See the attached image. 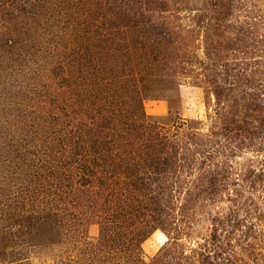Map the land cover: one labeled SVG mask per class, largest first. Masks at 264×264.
<instances>
[{
  "label": "trees",
  "instance_id": "1",
  "mask_svg": "<svg viewBox=\"0 0 264 264\" xmlns=\"http://www.w3.org/2000/svg\"><path fill=\"white\" fill-rule=\"evenodd\" d=\"M0 264H264V0H0Z\"/></svg>",
  "mask_w": 264,
  "mask_h": 264
},
{
  "label": "rangeland",
  "instance_id": "2",
  "mask_svg": "<svg viewBox=\"0 0 264 264\" xmlns=\"http://www.w3.org/2000/svg\"><path fill=\"white\" fill-rule=\"evenodd\" d=\"M144 110L148 116L163 117L165 123L176 118L185 120H204L205 107L202 91L190 84L176 86L169 82L155 83L148 89L144 101ZM96 226H89L87 235L97 236ZM160 232H155L143 244L142 251L145 260L151 258L165 242Z\"/></svg>",
  "mask_w": 264,
  "mask_h": 264
}]
</instances>
